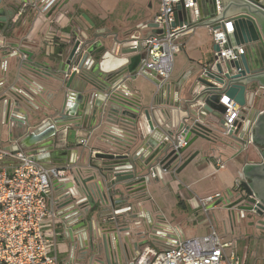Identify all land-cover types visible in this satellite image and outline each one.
I'll return each instance as SVG.
<instances>
[{
	"label": "water",
	"instance_id": "1",
	"mask_svg": "<svg viewBox=\"0 0 264 264\" xmlns=\"http://www.w3.org/2000/svg\"><path fill=\"white\" fill-rule=\"evenodd\" d=\"M53 1L43 0L41 9ZM223 4L219 13L216 0H196L192 12L182 3L176 5V14L187 13L195 20V26L231 20L234 31L230 43L245 48L235 60H216L213 56L191 75L188 90L191 98L185 101L188 106L185 111H164L153 104H141L121 87L126 80L139 75L158 85L157 77L143 70L148 57L143 43L150 34L143 36L137 30H127L109 44L86 33L69 36L57 42L52 50L45 48V55L54 61L51 65L33 61L27 53L21 67L29 76L20 79L33 91L26 94L11 90L10 97L0 96V123L28 132L23 141L33 147L28 153L32 160L65 171L63 156L67 150L61 147L60 137L63 129L66 133L64 126H78V120L88 111L107 123L102 139L105 148L67 169L69 175L52 181L62 206H68L69 216L62 225L68 237L72 240L79 234H72L74 230L87 226V243L80 239L85 264H115L114 256L121 258L122 254L135 260L137 248L146 241L134 242L131 238L157 241L167 237L161 234L164 229L161 223L149 219L141 223L134 213L135 205L148 194L152 183L162 179L163 169L168 173L177 166L174 172L179 173L200 154H213L222 147L235 145L242 148L249 141L264 158V110L255 105L257 96L264 98L261 91L264 90V0H223ZM17 6L7 5L9 10L0 7V31L13 18ZM57 7L54 3L47 16ZM204 13L212 18L201 21ZM146 27L151 34L162 31L153 22ZM213 50L217 51L218 46L214 45ZM46 91L60 96V105L51 114L43 98ZM223 94L240 111L229 128L224 119L225 106L220 103ZM173 105L177 108L180 103ZM156 130L161 132V140H157ZM174 130L186 142L177 149L165 140ZM198 138L208 141L210 147H199L186 154ZM17 150L20 148L11 151ZM145 150L148 155L143 157ZM242 171L250 186L242 180L239 187L232 186L219 196L214 206L221 208L222 222L241 225L245 230L252 227L264 231V162L244 165ZM94 212L105 215L102 227L94 226L91 217L86 220ZM75 217L76 221L68 222ZM174 240L169 244L175 243ZM100 250L104 259L98 256Z\"/></svg>",
	"mask_w": 264,
	"mask_h": 264
},
{
	"label": "crops",
	"instance_id": "2",
	"mask_svg": "<svg viewBox=\"0 0 264 264\" xmlns=\"http://www.w3.org/2000/svg\"><path fill=\"white\" fill-rule=\"evenodd\" d=\"M42 1L2 0L0 4V7L8 10L7 5L18 4L13 18L9 19L0 31V96L10 97L11 90L26 94L33 91L20 79L22 76H29V73L21 67L27 58V53L31 54L33 61L54 64L53 59L45 55V48L48 50L45 47V37L54 36L57 31L66 37L86 33L94 39L109 44L112 38L119 37L127 30H137L141 35L146 36L151 34V29L146 26L152 22L159 7V0H54L52 4L46 6L47 8L41 9ZM54 3L58 4L57 10L47 16ZM221 3L223 4V0ZM210 18L212 17L204 13L201 21ZM66 37L55 39L64 41ZM179 43L182 48L174 54L170 80L163 86L157 87L149 77L139 75L134 80L128 79L121 87L130 98L144 105L153 104L164 111L188 109L185 101L191 98L188 93L191 75L212 59L214 45L206 25L194 26L180 36ZM24 51L26 55L23 54ZM262 94L264 95V92ZM223 96L225 95L223 94L220 99L224 100ZM43 98L46 109L51 110L50 114L60 105V96L50 91H46ZM176 102L180 103L177 108L173 107ZM220 103L224 105L222 101ZM263 103L264 98L257 105L260 111L264 110ZM78 122V126L71 124L64 126L66 133L61 147L65 148L67 153L63 156L66 161L64 165L66 171L63 175H69L67 169L82 164L87 156H92L96 151L105 148L102 139L107 123L104 119L99 115L93 116L91 111H88ZM254 123L255 118L252 117L251 125L253 126ZM23 129L13 127L12 124L7 127L0 123V147L10 150H15L17 147L27 153L33 151V147L27 146L23 141L28 133ZM155 134L157 140H161V132L156 130ZM173 134H177V130H174ZM81 139L85 142L80 143ZM210 145L208 141L198 138L186 150V154L199 147L206 148ZM241 147L236 145L222 147L213 154H200L179 173L169 171L161 180L152 183L148 194L143 195L135 205L134 213L138 216L136 220L141 223H145L146 219L161 223L165 232L161 234L167 237L157 241L147 237L131 238L134 242L146 241L137 248L139 252L146 246L157 250L164 249L169 242L175 241L174 239L203 236L213 228L221 242L231 244L226 249L227 254L234 251L236 258L244 264H264V231L252 227L245 230L241 225L231 226L227 221L222 222L221 208L214 206L218 197L211 201L206 200L208 196L216 193L219 196L224 195L234 186V181L238 177L246 181L242 171L244 165H261L264 162L254 143L249 141ZM147 155L148 150H145L143 157ZM215 159L221 160L222 168L216 167ZM246 183L248 184L247 181ZM58 196V192L53 189L50 205L55 211L53 229L56 261L54 264H85L81 259L80 239L83 238L85 244L87 243V226L72 232V234L79 233L77 235L79 243L77 236L74 235L72 240L68 237L66 228L62 227L65 223L64 219L69 216L66 211L68 206L63 207ZM90 217L96 227L97 225L102 227L105 223V215L94 212L88 215L86 220L89 221ZM76 219V217L71 218L68 222L72 223ZM98 256L104 259L102 250L99 251ZM113 259L115 264H131L134 261L128 254H122L121 258L114 256Z\"/></svg>",
	"mask_w": 264,
	"mask_h": 264
},
{
	"label": "built area",
	"instance_id": "3",
	"mask_svg": "<svg viewBox=\"0 0 264 264\" xmlns=\"http://www.w3.org/2000/svg\"><path fill=\"white\" fill-rule=\"evenodd\" d=\"M195 2L196 0H159L152 22L162 31L150 34L143 43L148 56L143 70L157 77V87L170 80L174 54L182 48L179 38L196 23L185 12L177 15L176 5L182 3L185 9L192 12ZM216 10L218 13L222 10L221 0H216ZM206 27L213 45L218 46V50L213 53L216 60H235L244 53L242 46L230 43L229 39L234 31L231 20H218ZM65 37L59 31L54 36L45 37L47 49L52 50L59 42L55 38ZM222 98L224 100L220 101L225 106V124L229 128L239 117L240 111L227 96ZM61 132L60 137L64 142L65 129ZM165 140L174 149L186 143L179 133L167 136ZM84 142V139L80 140V143ZM215 165L217 168L223 167L220 159H215ZM176 167L172 168V172ZM64 172L59 166L32 160L26 151H11L0 147V264L55 263V211L50 205L52 181ZM166 172V169L162 170V173ZM151 175L156 177L155 173ZM241 181L242 177H238L234 186L239 187ZM217 197L219 194L216 193L206 200L211 201ZM230 246L229 243L221 242L216 231L211 228L203 236L181 238L164 249L146 246L137 254L134 264H244L236 258L234 251L226 253Z\"/></svg>",
	"mask_w": 264,
	"mask_h": 264
},
{
	"label": "rangeland",
	"instance_id": "4",
	"mask_svg": "<svg viewBox=\"0 0 264 264\" xmlns=\"http://www.w3.org/2000/svg\"><path fill=\"white\" fill-rule=\"evenodd\" d=\"M112 1V0H111ZM262 99H261V97L260 96H257L256 97V99H255V105H256V107H257V105L260 103V101H261ZM264 104V103H263Z\"/></svg>",
	"mask_w": 264,
	"mask_h": 264
}]
</instances>
